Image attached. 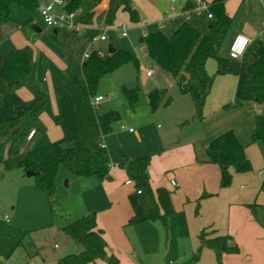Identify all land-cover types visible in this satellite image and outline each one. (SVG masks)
I'll return each mask as SVG.
<instances>
[{"label": "trees", "instance_id": "trees-1", "mask_svg": "<svg viewBox=\"0 0 264 264\" xmlns=\"http://www.w3.org/2000/svg\"><path fill=\"white\" fill-rule=\"evenodd\" d=\"M101 1L66 0L64 8L69 11L80 10L82 19L87 24L92 23L93 18L99 15L103 25H111L119 10L127 12L131 22L140 21V14L133 0H109L108 8L98 13L97 6ZM225 2L226 0L212 1L208 33H203L188 21H178L170 34L157 30L144 36L143 42L147 46L148 56L177 79L182 94L192 97L195 108L193 119H203L206 99L217 75L238 76L235 96L223 105L224 109L241 106L246 101L264 105V41L258 40L249 46L245 53L249 57L247 60L231 58L229 52L221 55L234 23V17L226 11ZM16 3L34 13L38 11L40 0H0V42L8 25L14 23L19 26L20 22L12 16V7ZM187 6H193L191 0L186 2L185 8ZM27 21L33 22V18L29 17ZM48 29L50 36L61 49L66 65L62 80L64 94L60 102V114L63 124L71 133V145L54 142L39 148L26 147L27 136L32 130L35 133L46 130V125L40 118L46 102L41 97L0 120V169L35 172L37 186L47 192L51 202H55L56 177L61 165L80 176L96 175L100 179L107 177L109 150L105 138L113 132L120 115L116 111H102L94 98L100 95L98 86L104 76L128 61H133L139 68L140 60L130 51L121 49L101 56L93 47L89 58L83 60V53L91 42L87 33L78 35L63 29ZM209 59L217 61L214 74L207 70ZM30 73L31 63L24 49H14L5 54L1 74L11 92H15ZM125 93L134 105L138 99L139 87L126 88ZM172 99L164 88H154L148 93L149 104L153 110L169 105ZM2 103L0 94V106ZM252 141L261 143L264 148L262 112L256 115ZM245 149L246 146L232 129L210 141L207 147L208 161L220 166L221 187L231 185L233 171L252 170V163ZM151 157L152 152L134 158L122 156L118 162L126 169L137 190H141V193L136 192L130 197L134 208L130 221L160 220L167 230L174 207L165 187L160 186L157 189V196L151 187L148 173ZM261 189L264 190V182ZM199 205L198 203L197 212ZM249 206L256 219L264 224V206L255 203ZM61 230L80 246V250L62 256L58 264H90L98 260L107 261L109 264L119 263L118 258L107 250L105 232L98 227L96 213L70 219ZM199 238L200 246L195 254L196 258L204 247H209L215 251L218 263L222 264L224 253L240 251L239 245L230 235L210 238L202 230Z\"/></svg>", "mask_w": 264, "mask_h": 264}, {"label": "rangeland", "instance_id": "rangeland-1", "mask_svg": "<svg viewBox=\"0 0 264 264\" xmlns=\"http://www.w3.org/2000/svg\"><path fill=\"white\" fill-rule=\"evenodd\" d=\"M150 1L154 2L156 9L162 15L165 14L161 24L148 23L146 26L135 24L130 21L127 12L119 11L115 22L105 33L107 40L95 41L92 45L96 50L102 49L108 52L109 44L112 43L117 49L130 51L140 60L139 68L133 61H128L117 70L104 76L98 86V93L104 97L99 103V108L102 111H116L120 115V118L114 124L113 132L106 139L109 146L107 159L110 166L115 164L120 152L125 151L134 157H136L135 155L148 154L152 142L156 146L163 142L162 134L175 132L176 137H187L190 129L185 131L178 123L183 121H178L180 113H185L189 117L192 115V120H195V130L197 129L198 132L223 118L235 124L253 119L252 115L248 114L249 111L252 113L249 107L252 104L250 102L232 109L220 110L211 115H208L204 107L203 119H193L195 108L192 97L189 94L182 95L177 79L159 67L148 56L146 44L140 41L148 33L157 30L170 34L172 29L178 25V22H174L172 18L177 16L176 12L181 10L186 0H175L173 5L177 9L176 12L169 7L171 0ZM105 5L106 3L103 4V7ZM226 10L234 16V23L221 55L228 54L232 38L237 31L241 29L244 31L243 28L246 26H250L252 29L255 28L257 32L259 28L264 29V2L260 3L258 0H245L244 2L242 0H227ZM140 12L142 19L147 20L144 11L140 9ZM12 16L14 20L20 22L19 26L14 23L8 25L5 36L0 42V94L3 99V106L0 108V120L13 115V107L18 103L17 93L8 89L2 77V56L12 49H24L30 59L31 73L23 82V85L34 96L33 99L26 102L32 103L43 97L46 102L45 110L49 118L57 123L60 128L47 130L46 127L44 132H38L34 139L28 141L27 147L39 148L54 142H62L65 146H69L71 145V133L63 124L60 114V102L64 94L62 84L64 77L63 53L50 36L49 29L39 17L38 11L31 13L16 3L12 7ZM29 17L33 18L35 24L42 27V32H37L32 22L27 21ZM209 20L207 12L203 10L201 13L192 12L188 18H180L179 21H188L203 33H208ZM122 22H127L131 27L128 30V36H121L113 29ZM101 26V22L96 18L93 24L94 28H91L88 32L91 40L94 36L99 35ZM21 36L29 42V45L25 48H18L15 43L21 40ZM259 39L264 41V33L262 36L257 37V40ZM248 58L245 55L242 60ZM147 68L153 69L151 77L146 75ZM44 78H47V80L45 81ZM136 87H139L138 99L132 105L125 89ZM154 88L166 89L168 95L173 97V102L168 106H159L156 110H153L149 104L148 93ZM55 103H57V106H55ZM56 107L58 113L55 114ZM255 118L256 113L254 121ZM123 125L127 128L133 127L136 131L130 133L128 130L123 129ZM139 136H141L140 141L138 140ZM172 136L175 139L174 133ZM138 142H143V144ZM253 144L262 153V144L258 142ZM93 180L96 182L94 175L80 176L61 165L56 177V201L51 202L47 192L37 186L35 176H28L22 170L6 171L0 169V253L7 257L13 252L11 256L13 263L19 264L25 253L22 247L15 249V246L17 240L25 232H28L35 239V242L42 246L47 264H52L63 254L72 252L74 242L71 241L72 243L68 244L65 241L67 235L64 232L62 233L60 228L67 224L70 219H76L96 211L92 208L93 205L98 208L102 206L97 190H92V187H94V184H91ZM5 215L9 216V220L5 219ZM136 224L139 223L128 224L126 231L129 232L128 229L133 228V225ZM168 234H170V228L166 230L163 226L161 231L162 244L159 249V257L157 256L159 264H170L171 260L174 264H181L183 259L173 253L177 246L173 235L172 239L169 240V255L167 256L164 253ZM56 244L58 245L57 252L53 250ZM199 258H196L192 252V257L183 264H196ZM29 264L37 263L36 261H30Z\"/></svg>", "mask_w": 264, "mask_h": 264}, {"label": "crops", "instance_id": "crops-1", "mask_svg": "<svg viewBox=\"0 0 264 264\" xmlns=\"http://www.w3.org/2000/svg\"><path fill=\"white\" fill-rule=\"evenodd\" d=\"M41 1L48 2L45 0ZM187 1L188 0L185 1L179 12H176L177 9L174 7L173 11L177 13V16L172 18L174 22L180 20V13L191 9L198 2V0H191L193 6H187L185 8ZM205 1L211 6L213 0ZM242 1L244 2L245 0ZM258 1L260 3L264 2V0ZM133 2L140 14V21L135 22V24L141 25L142 21L146 22L144 26L148 23H162L165 14L162 15V13L156 9L154 3L149 0H133ZM174 2L175 0H171L169 3L171 10L172 6H174ZM105 3L106 5L103 7ZM226 3L227 0L225 2V8ZM108 6L109 0H102L97 6V12L99 13L107 9ZM140 9L144 11L148 18L147 20L142 19ZM203 10L207 12V18H209V11L206 9ZM203 10L200 11L203 12ZM200 11L197 12L201 13ZM165 13L167 14L168 12L166 11ZM227 13L234 17L228 11ZM96 18L101 22V25H103L99 15H96L93 18V22L88 24L89 27L84 33L88 34L89 30L94 28L93 24ZM32 24L37 32L43 31L41 26L34 23V20ZM37 28H41V31H38ZM243 30L244 31L241 29L237 31V33L248 35L252 39L250 45L258 41L257 37L262 36L264 33V29L259 28L257 32L255 28L252 29L250 26L244 27ZM234 37L235 35L233 38ZM15 43L18 48H25L29 45V42L24 40L23 36H21V40ZM5 54L2 56V62ZM62 65L64 71L66 66L64 60ZM216 69L217 61L209 59L207 61L208 72L214 74ZM44 80L46 81L47 78H44ZM25 81L26 80L23 82ZM23 82L15 91L18 95V103L13 107V113L19 106H24L27 100L34 98L23 85ZM237 82L238 76L234 74L216 76L204 106L208 115L219 112L220 110H225L223 105L234 98ZM249 102L252 103L249 106L252 113L249 111L248 114H250V116L252 115L253 119L244 120L241 124H235L223 118L206 129L201 127L202 131L200 130L198 132L197 129L195 130V120H192V115L189 117V115L185 113H180V115H178V121H183L178 123L181 124L183 130L186 131L190 129V131L188 130L189 135L182 138L176 137L177 135H175V132H169L161 135L163 142H160L159 145L156 146L153 142L151 143L150 152H152V157L150 165L148 166L151 187L156 196L157 189L160 186L165 187L170 194L174 207V212L170 215L168 222L170 234H168L169 237L166 241L167 245L164 249L165 255H169V240L172 239L173 235L177 242V246L173 250V253L181 257L183 263L187 262L186 260L192 257V252L195 255L198 251L200 246L199 235L202 230H205L207 236L210 238L230 235L240 247L238 253H224L222 255V264H264V224L256 219L249 206L253 203L264 206V190L261 189L264 180L259 174V170L264 166V148L261 153L257 146H253V143L257 142L251 141L255 129V113L256 115L259 112L264 114V105H258L253 101H246L244 103ZM2 106L3 103L0 108ZM55 106H57V103H55ZM45 108L46 105L40 114V118L46 125L47 130L50 128L60 129L59 125L49 118ZM55 110V114L58 113L57 107ZM129 128L126 127L123 129L128 130L130 133L136 131L134 128L133 131H130ZM231 129L234 130L241 143L246 146L245 150L252 163V170L247 172L233 171L231 185L221 187L220 166L208 161L207 147L212 139ZM37 133L38 132H36L31 139H34ZM173 133L175 139H173ZM108 136L105 138V144L109 150L108 142L106 141ZM31 139H27L25 144L26 147L28 146V141ZM138 140H141V136L138 137ZM138 143L143 144V142ZM122 156L134 158V156H131V154L125 151L120 152L114 165L110 166L109 162L107 177L100 179L94 175L96 177V182L93 180L91 183L94 184L92 190H97L101 198L100 200L102 201L101 207L98 208L96 205L92 207L96 210L94 213H96L98 227L104 229V236L108 243L107 250L110 254L118 258V264H159V258H157V256L159 257L160 254L159 249L162 244L161 231L164 225L160 220H148L143 222L130 221L134 214V208L130 197L136 194L137 188L134 183H127L130 177L126 169L118 164ZM135 156L140 157L143 155ZM172 180L175 181V184L172 183ZM198 203L200 205L199 211L197 212ZM160 211L163 213L162 208ZM130 223L139 224L133 225L134 227L129 228V232H127V226L128 224L130 225ZM60 231L63 233L61 228ZM65 241L68 244L72 243L71 241L74 242L68 235ZM73 245L74 249L70 253L78 252L80 246L75 242ZM18 247H22L25 253L19 264H29L30 261H36L37 264H47V260L43 255L42 246L36 243L35 239L29 233L25 232L23 236L17 240L15 249ZM57 249L58 245L56 244L53 250L57 252ZM12 254L13 252L7 255V257H4L0 253V264H14L11 258ZM66 254L69 253H65L62 256ZM62 256L52 264H58V260ZM199 257L196 264H219L216 253L212 248L204 247ZM90 264L109 263L104 260H98ZM170 264H174L172 260Z\"/></svg>", "mask_w": 264, "mask_h": 264}, {"label": "built area", "instance_id": "built-area-1", "mask_svg": "<svg viewBox=\"0 0 264 264\" xmlns=\"http://www.w3.org/2000/svg\"><path fill=\"white\" fill-rule=\"evenodd\" d=\"M263 1V0H262ZM66 4V0H52L48 2H44L40 0L38 6L39 16L43 20V23L48 28H56V29H63L78 35H83L85 30L89 27V25L83 21L80 10H72L69 11L64 8ZM206 9L209 11V18L212 17V13L210 11V4L205 0H198L197 4L193 6L189 10H185L184 12L180 13L179 17L181 18H188L192 11H200ZM174 10V6H172V11ZM176 19V18H175ZM145 21L141 22V25H145ZM161 23V22H159ZM110 25H102L99 29L100 33L98 36H94V38L89 43L87 49L83 53L82 59L85 60L89 58L93 42L95 41H104L107 40L106 32L109 29ZM131 27L127 23H122L117 25L113 29L116 30L121 36H128V30ZM252 39L243 33H237L233 38L230 47H229V55L231 58L234 59H242L245 55L246 51L248 50ZM99 55L105 56L106 52L102 49L97 50ZM153 73L152 68H147L146 75L149 77ZM104 97L102 95H97L94 98L96 104H99ZM126 128L125 125L122 126ZM130 131H133V128H129ZM35 135V130H32L27 138L31 139ZM259 174L264 180V166L259 170ZM127 183L131 184L134 183L132 179L127 180ZM172 183L175 184V181L172 180ZM138 193H141V190H137ZM5 219L9 220L8 215H5Z\"/></svg>", "mask_w": 264, "mask_h": 264}, {"label": "water", "instance_id": "water-1", "mask_svg": "<svg viewBox=\"0 0 264 264\" xmlns=\"http://www.w3.org/2000/svg\"><path fill=\"white\" fill-rule=\"evenodd\" d=\"M36 29V28H35ZM37 30L38 31H41V28H37ZM140 41L141 42H143L144 41V37H142L141 39H140ZM117 51V48L112 44V43H110L109 44V47H108V53L109 54H113L114 52H116ZM27 175L28 176H34L35 175V172H33V171H27Z\"/></svg>", "mask_w": 264, "mask_h": 264}]
</instances>
